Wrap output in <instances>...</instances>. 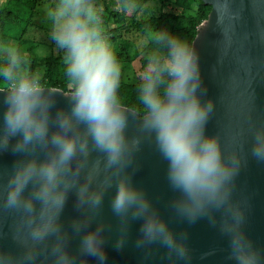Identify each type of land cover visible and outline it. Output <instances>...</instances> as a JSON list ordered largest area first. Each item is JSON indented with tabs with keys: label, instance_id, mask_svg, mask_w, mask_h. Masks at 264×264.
<instances>
[{
	"label": "clouds",
	"instance_id": "obj_1",
	"mask_svg": "<svg viewBox=\"0 0 264 264\" xmlns=\"http://www.w3.org/2000/svg\"><path fill=\"white\" fill-rule=\"evenodd\" d=\"M47 15L51 39L65 53L71 84L67 108L56 106L54 92L27 70L16 45L0 46V153L17 156L0 186V206L21 216L13 236L17 250L0 246V264H40L42 251L49 264H106V226L97 217L112 188L110 205L122 229L117 248L127 225L139 220L138 245L159 243L188 261L185 235L169 226L128 171L141 137L127 134L128 115L118 97L121 66L101 34L95 5L56 0ZM151 42L155 50L138 85L140 131L153 138L166 162L174 193L170 208L189 222L208 217L214 224L213 214L223 210L219 229L227 237L231 264H264V250L248 237L244 212L232 200L243 159L207 132L214 105L203 98L195 52L166 30L153 33ZM248 132V155L264 162V123ZM93 152L99 157L89 163ZM70 193L80 215L69 231L61 217Z\"/></svg>",
	"mask_w": 264,
	"mask_h": 264
},
{
	"label": "water",
	"instance_id": "obj_2",
	"mask_svg": "<svg viewBox=\"0 0 264 264\" xmlns=\"http://www.w3.org/2000/svg\"><path fill=\"white\" fill-rule=\"evenodd\" d=\"M203 2L211 9L200 23L191 49L198 58L203 98L211 99L214 105L207 132L216 135L226 151H239L243 159L235 177L232 200L244 212L243 228L248 237L264 250V162L251 158L247 152L251 142L249 128L264 123V0ZM45 88L54 92L57 107L69 106L71 92ZM121 106L128 115V136L141 137L139 151L128 168L132 181L146 193L169 226L185 235L189 260H178L159 243L138 245L139 220L127 225L124 244L117 248L115 241L122 229L110 205L112 188L105 193L97 217L106 226V264H231L227 237L219 229L225 219L223 210L213 214L215 224L208 217L189 222L174 213L169 206L174 193L166 179V162L153 138L140 131L143 116ZM237 133L240 135L234 141ZM98 157L99 153L93 152L89 163ZM16 159L11 151L0 153V186L6 183ZM79 215L75 194L70 193L61 217L69 231L71 221ZM20 222L18 211L0 206V246L17 250L13 236ZM77 244L78 237L72 240L71 247L75 249ZM40 264H49L43 251Z\"/></svg>",
	"mask_w": 264,
	"mask_h": 264
},
{
	"label": "rangeland",
	"instance_id": "obj_3",
	"mask_svg": "<svg viewBox=\"0 0 264 264\" xmlns=\"http://www.w3.org/2000/svg\"><path fill=\"white\" fill-rule=\"evenodd\" d=\"M56 3V0H0V10L10 9L12 14L7 18L0 44L16 45L24 57V64L30 71L31 58L28 48L40 56H54L59 63V71H66V59L62 50L58 49L51 39V22L48 18V9ZM95 5L102 30V36L108 42L111 50L115 54L124 50L129 55V60L118 61L121 66L120 81L123 83H135L141 73V61L148 58L154 52V45L151 42L152 34L143 32L133 27V19L139 20L141 17L148 16L150 13L166 11L182 14L184 16L195 15L196 4L193 2L188 8L178 5L175 0H148L143 6L131 16H120L115 18L110 14L112 11H121L120 0H95ZM185 22L180 23L175 28L183 32ZM181 40L190 47L188 38L180 35ZM3 60L0 57V62ZM34 73L39 74L40 79L46 73V66L39 65L34 69ZM49 81H45L44 87ZM66 84L71 89V84L66 77ZM54 88V87H53ZM65 92H71L65 91Z\"/></svg>",
	"mask_w": 264,
	"mask_h": 264
},
{
	"label": "trees",
	"instance_id": "obj_4",
	"mask_svg": "<svg viewBox=\"0 0 264 264\" xmlns=\"http://www.w3.org/2000/svg\"><path fill=\"white\" fill-rule=\"evenodd\" d=\"M95 0H92V2ZM148 0H120L121 2V11H112L110 14L113 17L119 18L120 16H131L133 18L134 14L143 6V4ZM169 1V0H162ZM175 2L185 8H188L191 3L196 4V13L195 15L184 16L182 14L171 13L166 11H160L157 13H150L148 16L141 17L139 20L135 21L133 19V27L142 30L145 33L153 34L159 30H166L169 33L177 36L184 35L188 38L189 44H192V41L197 33V29L200 23L207 18L208 13L211 9V6L205 4L203 0H175ZM12 11L10 9H1L0 10V35H2L4 30V25L7 21V18L10 17ZM185 22V27L183 32L180 33L175 27L180 23ZM2 46V44H0ZM28 53L31 60L30 72L34 73L36 66L44 65L46 66V73L41 78V83L45 85V81L49 82L47 85L49 87L59 88L63 91H71L66 84V71H59V63L57 58L54 56H40L32 51L31 47L28 49ZM65 54V53H64ZM1 59L3 60V55L0 54ZM116 59L118 61H127L129 60V55L126 51L121 50L116 53ZM3 62V61H2ZM147 60L143 59L141 61V70H144ZM140 83V78L135 83H123L120 81L118 88V97L121 105L129 107L135 111L139 116H143V109L138 100V85Z\"/></svg>",
	"mask_w": 264,
	"mask_h": 264
}]
</instances>
